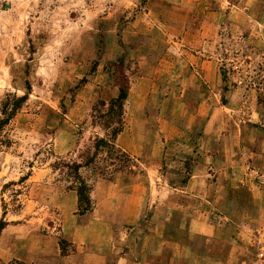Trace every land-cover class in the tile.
Returning a JSON list of instances; mask_svg holds the SVG:
<instances>
[{"label": "rangeland", "instance_id": "1", "mask_svg": "<svg viewBox=\"0 0 264 264\" xmlns=\"http://www.w3.org/2000/svg\"><path fill=\"white\" fill-rule=\"evenodd\" d=\"M150 55L160 58L158 66L148 67ZM201 59L214 61L219 73L218 90L205 96L212 106L173 107L184 100L185 84L193 89ZM26 83L27 100L0 133V221L5 227L28 224L30 235H54L64 252L63 217L51 197L67 205L78 198L52 165L86 159L89 139L103 134L88 113L116 97L119 87L127 85L128 94L124 134L115 145L129 162L99 154L80 169L92 206L101 183L132 175L144 183L168 178L180 186L206 148L229 149L236 158L232 169L246 162L248 147H258L264 133V0H0V103L9 94L23 96ZM195 114L221 120L210 130L217 142L203 143L206 121L191 123ZM170 117L181 120L165 126ZM164 132L173 138L164 141ZM149 138L156 140L152 149ZM146 144L156 149L150 163L141 161ZM205 165V177L215 180L211 162ZM21 177L22 183L3 188ZM231 178L230 172L221 179L230 185ZM15 190L19 208L12 200ZM243 190L231 191L230 198ZM205 206L212 216L218 213L213 203ZM86 212L77 206L74 214Z\"/></svg>", "mask_w": 264, "mask_h": 264}, {"label": "crops", "instance_id": "2", "mask_svg": "<svg viewBox=\"0 0 264 264\" xmlns=\"http://www.w3.org/2000/svg\"><path fill=\"white\" fill-rule=\"evenodd\" d=\"M157 60L160 58L150 55L148 67L158 66ZM195 72L193 89L185 84L187 74L181 82L186 94L194 91L196 96L185 94L184 100L175 101L173 107L212 106L205 96L218 90L216 64L201 59ZM205 116L195 114L191 123L206 121L203 143L211 145L217 141L210 130L221 120ZM179 120L170 117L164 125L170 127ZM146 133L148 138L149 129ZM162 135L164 141L173 138L168 132ZM259 136L255 143L258 147H248L246 162L232 169L236 158L230 157L229 149L208 146L201 162L180 186L171 184L168 178L144 183L132 175L96 185L92 210L81 217L74 214L77 201L67 205L54 195L51 201L63 217L60 232L67 242L66 250L61 251L54 235H30L28 224L8 225L0 237V264L12 260L22 264H264V216L260 213L264 209V133ZM149 140L152 149L156 140ZM151 152L156 155V149L150 151L146 144L141 161L150 163ZM207 160L211 169L214 167L215 180L205 177L204 172L210 174ZM230 172L234 178L225 185L221 178ZM222 187L226 191L218 190ZM243 188L246 190L240 197L230 198L231 191ZM210 189L216 193L209 199L204 196ZM205 203H213L219 214L212 216L205 210Z\"/></svg>", "mask_w": 264, "mask_h": 264}, {"label": "trees", "instance_id": "3", "mask_svg": "<svg viewBox=\"0 0 264 264\" xmlns=\"http://www.w3.org/2000/svg\"><path fill=\"white\" fill-rule=\"evenodd\" d=\"M27 92L18 97L15 94L6 95L4 100L0 103V133L3 131V128L9 123L11 118L17 113L21 108L27 98L28 93L31 89L30 84L26 83ZM128 87L121 86L119 87L118 95L108 102L100 101L96 105H93L92 109L88 113L87 120L91 125H98L102 130V135L96 134L94 137L90 138V145L84 151L88 156L84 161H75V160H59L52 165V169L58 174L61 180H64L66 183L67 189L76 191L78 198V208L81 213L90 211L92 207V201L89 196L91 187L86 183L85 179L80 174V169L82 167L90 166L95 158L100 154H104V159L114 158L116 162H122L127 166L129 159L124 153H120L117 150L115 141L120 133L124 129V106L127 99ZM92 150V152H90ZM84 155V154H83ZM81 155V156H83ZM115 155V157H114ZM26 178L21 177L18 182H11L4 184L3 188L6 189L11 185H16L22 183ZM186 181L183 180V183ZM13 202L16 204V207L19 208L21 204L18 201L17 195L20 193L15 190ZM17 193V194H16ZM7 209L3 207V213ZM7 222L0 221V231L6 226Z\"/></svg>", "mask_w": 264, "mask_h": 264}]
</instances>
